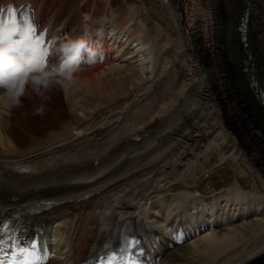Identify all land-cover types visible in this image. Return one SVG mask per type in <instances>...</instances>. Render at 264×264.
I'll return each instance as SVG.
<instances>
[{
  "label": "bare ground",
  "instance_id": "bare-ground-1",
  "mask_svg": "<svg viewBox=\"0 0 264 264\" xmlns=\"http://www.w3.org/2000/svg\"><path fill=\"white\" fill-rule=\"evenodd\" d=\"M12 1L17 4L32 3L35 16L49 24L50 28L57 27L58 36L67 33L88 37L100 48L104 60L100 63L98 58L93 64H82L71 84L83 86L82 94L73 92V89L71 93H66V87L50 92L51 99L43 116L32 114L33 104L37 101L27 97L18 109L0 106V227L15 213L34 211L26 219L27 231L34 233L37 227L44 225L53 232L46 243L49 257L44 256L42 264H90L106 241L118 234L127 222L134 223L138 233L148 235V242L153 240L156 243L154 248L150 246V250L153 257H158L159 264H264V196L252 191L245 192L238 184L214 196L192 194L186 187L189 192L160 195L151 202L155 193L171 188L173 180L180 183L184 181L185 173L196 174V167L202 165L198 161L201 154L207 153L202 158L208 157L214 148L220 153L227 147H234L235 150L242 148L245 158L248 157L244 162L251 168L250 172L262 181L256 173V160H248L259 153V148H264V135L260 133L259 139L254 140L241 129L231 109H222L215 100L210 99V80L219 86L218 89L225 88L227 84H224V79L226 76L228 79L230 73L225 70L226 61L220 40L219 48L216 47L215 51L210 44L212 34L220 25L217 27L215 24L216 29L205 22L208 16L204 12L206 10L202 12L205 14L196 12L204 21L202 24H194L190 18L191 26L180 24L184 50L188 51L183 62L179 59L183 54L176 50L170 36L159 24L151 21L147 14L145 19L139 20L134 10L127 9L128 5L125 7L134 0H0V7ZM263 1L260 5L264 18ZM100 3H104L103 10L99 8ZM201 3L207 9V1L201 0ZM233 3L237 5V1ZM122 7L125 10L123 15L120 14ZM198 17L195 19L198 20ZM144 20L153 23L156 28L154 34ZM257 31L258 26L250 30V39ZM196 40L201 43L199 50L196 49ZM165 42L169 50L163 44ZM252 45L249 41L245 52L249 58L247 70L250 69L251 74L257 77ZM207 48L212 54H205ZM195 50L199 52L196 58L193 55ZM167 55L171 57H168L170 60H166ZM203 61L212 66H204ZM230 66L228 68L231 69ZM219 67L223 68L225 75L221 74ZM108 77L112 79L108 80ZM256 79L253 83L256 96L253 101L257 102V106L259 102L260 108L256 106L254 109L258 108L257 115L264 123V97L260 98L264 96V84L256 82ZM232 80L235 79L231 76L229 84L235 82ZM193 84L197 89L185 92L184 95L189 96L186 100L181 95L182 91L191 85L195 88ZM178 86L180 93H176L180 94V99L175 94ZM238 87H241L240 83ZM131 90L136 93L129 103L130 114L135 106H149L150 96L172 93L174 122L170 115L163 114L166 117L162 119L163 124L157 125V135L150 134L149 137L145 136L149 130L145 134L138 131V136L131 137L132 141L123 134L135 127L134 124L142 119L139 116L135 121L133 118L131 121L130 117L129 124L122 126L118 124V115L109 116L93 130L87 127L81 131L88 119L78 115V111H81L79 105L91 106L89 103L93 97L99 102L112 101ZM160 100L163 102L162 98ZM94 111L91 110V115ZM152 125L147 121L141 131H146ZM66 127H71L70 132L65 131L67 134L60 135V128L66 130ZM72 129L76 132L72 133ZM112 129L118 130L116 136H122L121 142L117 141L116 145L120 142L126 147L128 140L129 143H140V139L147 137L138 144L139 149L134 147L128 152L124 147L123 152L118 153V156L123 155L126 159L128 155L136 156L132 161L139 162L133 169L132 166L129 168L126 160L123 162L125 172L132 169L125 182L116 181L111 160L96 154V148L103 144L105 134ZM161 133L166 134V138L158 141ZM243 138L251 146L246 145ZM151 139L156 144L151 146ZM179 143L183 147L180 148ZM189 149L191 151L186 153ZM261 151L264 153V149ZM113 155L114 152H111L109 156L112 158ZM193 157L198 164L194 172H189L191 166L196 164ZM220 161L221 165H225L228 161L233 162V158L221 157ZM102 163L111 170L106 186L98 191L96 178ZM258 164L264 167V162ZM85 166L90 171H86ZM146 170L148 174L137 177ZM238 174L242 175V172ZM83 176L91 180L86 187L80 184ZM178 221L185 227L188 238L184 240L181 236L179 241L172 243L171 237L178 229ZM170 241L172 244H169Z\"/></svg>",
  "mask_w": 264,
  "mask_h": 264
},
{
  "label": "rangeland",
  "instance_id": "rangeland-1",
  "mask_svg": "<svg viewBox=\"0 0 264 264\" xmlns=\"http://www.w3.org/2000/svg\"><path fill=\"white\" fill-rule=\"evenodd\" d=\"M66 1H68V0H66ZM206 1L208 4L207 9L201 3V0H134L133 2L131 1L128 4H125L126 5L125 7H127V5H128L127 9H131V11L134 10L133 12H135V17L137 16L136 18H138L139 20L145 19V16L147 14L149 19L151 18L150 19L151 21L159 24L162 27V29H164V31L170 36V41L175 46L176 50H178V52L180 54H183L182 58H179L180 60H183V62L186 61L184 56L188 55L187 54L188 51L184 50V46L182 43V38L184 35L181 32L180 24H182L183 26L184 25L191 26L192 24H191L190 19H192V22L194 24H196L198 22H200L202 24L204 21L202 19H201L202 20L201 21L200 18L196 15L197 11L200 14L206 13V16L207 15L209 16V17L207 16L205 22L208 24L211 23L210 25L213 28L215 27L217 29L218 24H219L220 28L218 30H216L215 34H212L211 32H209L212 34V37H213V41L210 44H212V47H214V51H215L216 47L219 48V46H218L219 42L222 43L220 47H222L221 50H223L224 62L226 61L225 66L227 68L225 67V70L228 74L230 73L229 74L230 76L228 75L229 76L228 79H227V76L225 77L224 81H226V82H224V84L226 83L227 85L225 84L226 87L221 88V89H218L217 87H219V86L217 84L215 85L210 80V83H209L210 92H211L210 95H212V96H210V99H213V101L215 100V102L218 104V106H220V108H222V109H224V107L231 109V111L234 112L233 114L236 116L235 120L239 122L240 127L244 131V133L246 132L248 135L251 136V138H253L254 140H258L260 133L262 135H264V123L262 122V119L257 115L258 108L254 109L257 106V102L254 103V101H253L256 97L255 92H254L255 87L253 86V83H254L255 79L257 78L256 82H262L264 84V56H263L264 55V18H263L262 10H261V15L258 18L259 19L258 20L259 21L258 22V31L253 32L251 39H250L251 33H250V29L248 28V26H247V29L245 30V37L247 40V44L244 47L245 48V50H244L243 44L241 43V39H240L241 34L239 35V33H238L239 20H240L241 13H242L243 7H244L243 6V0H234V1L233 0H206ZM235 1H237V5L235 3H233ZM88 2H92V0H88ZM135 4H137V5H135ZM234 4H235V6H234ZM101 5H102V7H101ZM263 5H264V1H263ZM103 6H104V3H100V5H99V8H101L100 10L104 9ZM182 7H184V8L186 7V8L184 9ZM204 10H206L207 12ZM203 11L205 13H202ZM124 12H125L124 7H122L120 9V14L123 15V14H125ZM196 16L198 17V20H196L197 19ZM201 17L204 18V15H201ZM151 21L144 20L145 24L147 25V28L152 30V33L154 34V30L156 28L153 26V23ZM184 23H186V24H184ZM215 24L217 25V27L215 26ZM204 26H206V25H204ZM218 31H220V32H218ZM204 37H206V36H204ZM221 39H223V40H221ZM249 41H251V45L253 43V45L251 47V52H252L251 54L253 55L254 65H256V68L258 70L257 72H258L259 76L257 75V77L251 74L250 69H249V71L247 70L248 64L243 63L244 59L248 60V57L245 55L246 54L245 52L248 48ZM198 42H199L198 40H196V42H195L197 50L200 49L199 47L201 44ZM163 44L165 46H167V49L170 48L167 45L168 44L167 42H165ZM197 50H195V52L193 53V55H195V58L197 57V55L199 53ZM208 50H209V48H207V50L205 51L206 52L205 54H207V53H208L207 55L212 54V51H210V50L208 51ZM225 51H226V53H225ZM168 57L171 58L170 56L167 55V57H165L166 60H170ZM229 58H230V60H229ZM258 61H259V63H257ZM197 62H198V60H197ZM218 62L221 63V61L219 59H218ZM229 63H231V64H229ZM202 64L206 67L212 66L211 63L206 62V61H203ZM223 65H224V63H223ZM244 65L246 66L247 72L243 73ZM228 66H230L231 69L228 68ZM232 68L233 69L235 68L234 71H232ZM227 70H229V71H227ZM219 71L221 72L222 75H225L222 67H219ZM232 73H234L235 75L237 74V76L233 75ZM231 76L234 77V79H235V80H232V81H235V82H232L233 85H231L232 83L229 84V80H230ZM111 79L112 78L108 77V80H111ZM237 79H238L239 83L241 84L240 88L238 87L239 83H238ZM249 79H250V81L248 82ZM256 82H255V84H256ZM250 84H251L252 88L250 87ZM193 86H195V85L193 84ZM82 87L83 86L77 87V86L73 85V86H70V88H69V86H68V87H66V88H68V89H66V93H68V92L71 93V91L73 89L74 90L73 92H75V93L78 92V94L80 95L83 93ZM196 87L197 86H195V88H194V87H192V85L187 86L185 88V90L182 91L181 95L185 96L184 94L190 93L192 90L197 89ZM263 87L264 86H262V89H264ZM188 88L190 90L187 91L186 89H188ZM176 90L177 91H175V94L177 95V97H179L180 94H177V93H180L179 92L180 86H178V88ZM135 93H136V91L131 90L130 93L124 95L121 98H117V99L112 100V101H102V102H99L95 97H93V99H91V101L89 103V104H91L92 107L90 105H87V104L79 105L81 111H78V115H81V116L83 115L82 117H84L85 119L86 118L88 119L87 123L83 126L81 131L86 130L88 128L90 130H93L95 128V126L96 127L99 126L100 123L105 118H108L109 116L118 115L119 116L118 124H120L119 126L129 124L130 119H131V121L133 119L135 121V119L137 120V118L141 117L142 119L139 120L138 123L136 122L134 124L135 127H133V129L130 128L129 130H126L123 134V136L131 139V137L135 138L136 136H138V131L145 134L147 132V130H149L145 134V136H149L150 134H153L154 136L157 135L156 131L159 130L157 125L159 123L163 122L162 119L165 118L166 116L170 115L172 117V121L174 122L175 109H173L174 107H172L173 106L172 102L174 99L173 96H171L172 93L165 94V95H162V93H161V95L163 97L160 94L156 95L154 97L150 96V101H148V104L150 103L149 106L148 105H145L144 107L141 105L135 106L133 108V113L130 114V112L132 110H129L128 107H129V103H131L133 101ZM205 94L208 95L207 93H205ZM263 94H264V91H263ZM186 96H188V95H186ZM186 96H185V99L186 98L188 99L189 96L188 97H186ZM158 97L160 99L162 98V101L166 105L163 102H160L161 100ZM263 97L264 96H260V98H263ZM154 99H156L157 101ZM179 99H180V97H179ZM146 101L147 100H145V102ZM177 104L181 105V103H179V102ZM155 105L159 106L162 110ZM163 105H164V107H163ZM88 106H90V107H88ZM165 106H166V108H165ZM169 106H171V107H169ZM258 106L260 108L259 102H258ZM93 109L95 111L91 115L90 112ZM146 112H147V114H146ZM168 112H169V114H167ZM161 113H162L163 117L161 116ZM163 114L166 116H164ZM125 115H127L128 118ZM122 116H123V118H121ZM144 117L147 119L145 120ZM157 117H162V118H160L161 121ZM124 118L126 120L125 122H124ZM143 120L145 122H143ZM147 121L153 125L149 129H146V131L145 130L141 131L142 130L141 127L143 125H145L147 123ZM126 122H128V123H126ZM136 124H137V126H136ZM161 124H163V123H161ZM134 125L132 124L131 126H134ZM254 126L257 128L254 129L255 128ZM183 127H184L183 129H186L185 126H183ZM69 128L71 129V127H66V130H64V128H60L61 129V131L59 132L60 135L62 133H63L62 135H64V133L67 134L68 132H70ZM124 128H123V130H124ZM117 129H112L110 132L105 134V139L103 141V144L101 146L99 145V148H96V154H97V156L101 155L103 158H107V159L111 160V162L114 164V173H115L116 181L125 182V181H127V179H125V178L130 175L133 168L137 167V164L139 165V162L132 161V159H136V156L131 157V155H128V159H126L123 155L118 156V153L123 152V150L126 147H127L126 149L128 152H130L134 147L139 149L140 146H138V144L142 143V141H144L147 137L144 140L140 139V143H134V142L129 143L130 140H128V144L125 147L124 144L120 143L122 136L121 135H118V136L115 135L116 131H118ZM65 131H67V133ZM71 131H72V133L76 132L75 130L73 131V129ZM232 133H233V131H232ZM133 134H135V135H133ZM165 135L166 134L161 133L160 137L157 140L161 141L159 139H162L163 137H165ZM234 135H236V137H237V134H234ZM47 138H48V136H47ZM40 141H43V140H40ZM117 141H120V142H118V144L116 145ZM131 141H132V139H131ZM243 142L246 145L251 146L250 144L246 143L245 139L243 140ZM119 143L121 145H119ZM150 143H151V146L153 144H156V142H153L152 139H151ZM181 147H183V146L180 144V148ZM145 148L147 149V145L145 146ZM110 149H113V151H110ZM159 149L160 148H151L150 150H159ZM239 149H241V150H237V149L235 150L234 147H227L220 153L219 152L220 150H218L217 148H214L208 154V157H204V158H202V156L206 155L207 153H204V154L202 153L200 156L201 159L198 160L199 162H202V165L196 167V172H195L196 174L191 175L189 173H185L186 177H184L185 178L184 181L183 182L181 181L180 183H177V182L174 183L175 180H173V181L171 180L172 181V183H171L172 187L171 188H169V189L167 188V190L164 189V191H162L161 193H157V194L155 193L152 198H157V196H160V195L165 196L168 194H175V193L181 192V191L189 192L190 190H189L188 185L189 186L191 185V187H193L191 189V193H192V191L194 192V190L196 188L199 191V193L201 192L207 196H213V195L219 194L220 192L224 193V191L228 190L229 188L231 189L232 186H239V185H241L244 188V189L242 188V190L245 192H251L252 191V192L259 194L260 196H264V178L262 177L264 175L263 174L264 173V167L259 166V164H258V162H264V158H263L264 153L261 151L264 148H259V153L257 154L258 156L256 155L254 158L248 160L250 162H255V160H256V165H258L255 168L256 173L259 174L258 176H260L262 178V181L259 178H257V176L255 174H252L250 172L251 168L244 162V161H246V158H248V157L245 158V154L243 153V149L242 148H239ZM190 151H191V149L187 150L186 153L190 152ZM244 151H245V149H244ZM111 152H114V155L112 156L113 159L109 156L111 154ZM115 152L117 154H115ZM259 154L261 155V157ZM147 155H149V154H147ZM154 155H152V156H154ZM221 157H223L224 159H226L227 157H232L233 162L228 161V162H226L227 164L221 165L222 164L220 161ZM193 159H194V157H193ZM125 160L130 164L129 168L132 166V169L128 170L127 172H125V168L123 166V162ZM194 160H192V161L194 162ZM242 160H243V162H242ZM198 161L195 160L196 164L194 166H191L192 170L189 169V172L190 171L194 172L193 169L198 164ZM95 164L96 163L94 162L93 165H95ZM84 168L86 171H90V169H88V166H85ZM90 168H92V164L90 165ZM110 170H111V168L106 167L103 163L101 164L100 168L98 169L97 178H96V182H97L96 183V189L98 191H102V189L106 186V184L109 180L108 174H109ZM187 171H188V168L185 170V172H187ZM12 172H14V171H12ZM123 172H125V173H123ZM238 172H242V175L238 174ZM146 174H148L147 170L141 171V174L137 177H140V176H143ZM191 176H192V178H190ZM90 182H91V180L86 179L85 176H83L80 179V184L83 187H86ZM186 187L188 188L189 191L187 190ZM223 193H221V194H223ZM192 194H194V193H192ZM153 201H154V199H153Z\"/></svg>",
  "mask_w": 264,
  "mask_h": 264
},
{
  "label": "clouds",
  "instance_id": "clouds-1",
  "mask_svg": "<svg viewBox=\"0 0 264 264\" xmlns=\"http://www.w3.org/2000/svg\"><path fill=\"white\" fill-rule=\"evenodd\" d=\"M57 61L50 63L48 57ZM100 48L84 35L26 34L20 17L0 16V106L18 109L24 98L37 101L32 114L43 116L54 89L71 86L84 62L93 64Z\"/></svg>",
  "mask_w": 264,
  "mask_h": 264
},
{
  "label": "snow or ice",
  "instance_id": "snow-or-ice-1",
  "mask_svg": "<svg viewBox=\"0 0 264 264\" xmlns=\"http://www.w3.org/2000/svg\"><path fill=\"white\" fill-rule=\"evenodd\" d=\"M8 16H11L13 18L16 17L15 13L11 9L9 10ZM21 19L24 21L26 34H28V35L36 34V31H37L36 26L31 22L30 18L27 15H25L24 17H21ZM243 22H244V17L241 18L242 26H243ZM40 37L43 38L44 34L41 33ZM5 242L6 241H5V238L3 236V233H2V231H0V249L3 248V245ZM30 247L35 249L37 247L36 242L33 241L32 244L30 245ZM41 251L43 252L44 250H41ZM45 258H46V256H45ZM0 264H5L3 258H0ZM22 264H29V262L24 261V262H22Z\"/></svg>",
  "mask_w": 264,
  "mask_h": 264
},
{
  "label": "water",
  "instance_id": "water-1",
  "mask_svg": "<svg viewBox=\"0 0 264 264\" xmlns=\"http://www.w3.org/2000/svg\"><path fill=\"white\" fill-rule=\"evenodd\" d=\"M244 2H245V12L243 13L244 22H243V26H241L242 30H240L242 33V42L246 41L245 29L247 27L248 22H251L253 25H255L259 16L258 0H244Z\"/></svg>",
  "mask_w": 264,
  "mask_h": 264
}]
</instances>
